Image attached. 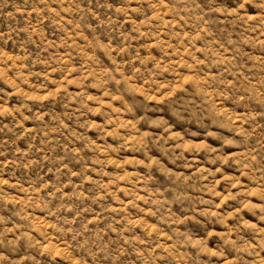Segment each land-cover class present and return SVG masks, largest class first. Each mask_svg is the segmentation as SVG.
<instances>
[{
	"label": "rangeland",
	"instance_id": "rangeland-1",
	"mask_svg": "<svg viewBox=\"0 0 264 264\" xmlns=\"http://www.w3.org/2000/svg\"><path fill=\"white\" fill-rule=\"evenodd\" d=\"M0 264H264V0H0Z\"/></svg>",
	"mask_w": 264,
	"mask_h": 264
}]
</instances>
